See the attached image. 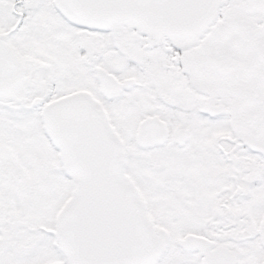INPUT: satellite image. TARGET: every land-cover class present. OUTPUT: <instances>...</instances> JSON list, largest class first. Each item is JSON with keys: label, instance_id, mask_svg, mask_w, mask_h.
Instances as JSON below:
<instances>
[{"label": "snow or ice", "instance_id": "snow-or-ice-1", "mask_svg": "<svg viewBox=\"0 0 264 264\" xmlns=\"http://www.w3.org/2000/svg\"><path fill=\"white\" fill-rule=\"evenodd\" d=\"M0 264H264V0H0Z\"/></svg>", "mask_w": 264, "mask_h": 264}]
</instances>
